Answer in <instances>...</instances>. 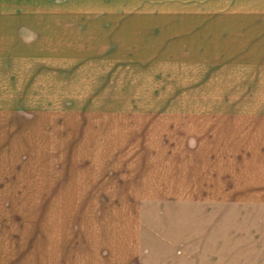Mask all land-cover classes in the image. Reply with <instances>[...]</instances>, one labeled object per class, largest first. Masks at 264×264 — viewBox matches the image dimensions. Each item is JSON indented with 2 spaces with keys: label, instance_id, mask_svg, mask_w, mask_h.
<instances>
[{
  "label": "rangeland",
  "instance_id": "rangeland-1",
  "mask_svg": "<svg viewBox=\"0 0 264 264\" xmlns=\"http://www.w3.org/2000/svg\"><path fill=\"white\" fill-rule=\"evenodd\" d=\"M97 1L30 7L44 59L0 71L14 240L32 263L55 215L64 248L119 231L140 264H264V0Z\"/></svg>",
  "mask_w": 264,
  "mask_h": 264
},
{
  "label": "crops",
  "instance_id": "crops-1",
  "mask_svg": "<svg viewBox=\"0 0 264 264\" xmlns=\"http://www.w3.org/2000/svg\"><path fill=\"white\" fill-rule=\"evenodd\" d=\"M77 3V0H0V71L4 70L5 72V76L2 77L5 83L3 85L7 86L8 80L9 87H12L13 61L20 59L23 65V61L30 56L36 60L44 59L46 53L45 15L39 14L38 11L30 13L29 8L38 9V7L45 5L76 6ZM95 3L98 5L119 3L154 5L158 2L155 0H107ZM254 4L259 3L252 2L250 5ZM260 4L264 3L260 2ZM14 7H20V10L22 8V14L12 13ZM23 38L28 41L24 42ZM33 38L36 39L33 40ZM2 82L0 81V85ZM25 82L26 80H24ZM6 93H8L7 90ZM2 101H7V96L0 94V102ZM9 108L0 104V264H140L139 258L132 253V246L128 247V252L124 251L125 238L123 234L118 235L119 231H115L117 248L109 249L108 245L102 251L95 252L93 246L78 243L76 240L74 241L75 247L72 249L70 247L64 248L65 244L61 242L60 235L53 231L55 230V215L52 219V226L46 224L42 217L38 220L35 261L29 262L30 256L28 249L25 248L26 245L23 247L24 244L21 243L22 241L19 238L14 240L12 207L6 204L7 197H9L8 193H12L13 183V143L11 135L13 114L12 109ZM52 203L53 206L50 207L49 204L47 206L38 204V215H41V213L45 215L51 209L55 214L57 207L54 201ZM119 237H121L120 242L118 241Z\"/></svg>",
  "mask_w": 264,
  "mask_h": 264
}]
</instances>
